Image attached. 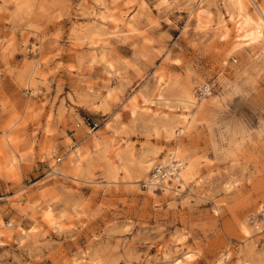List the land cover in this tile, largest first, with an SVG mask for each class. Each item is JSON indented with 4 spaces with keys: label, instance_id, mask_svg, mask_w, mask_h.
Segmentation results:
<instances>
[{
    "label": "rangeland",
    "instance_id": "obj_1",
    "mask_svg": "<svg viewBox=\"0 0 264 264\" xmlns=\"http://www.w3.org/2000/svg\"><path fill=\"white\" fill-rule=\"evenodd\" d=\"M227 5L0 0V264H264L263 35Z\"/></svg>",
    "mask_w": 264,
    "mask_h": 264
},
{
    "label": "bare ground",
    "instance_id": "obj_2",
    "mask_svg": "<svg viewBox=\"0 0 264 264\" xmlns=\"http://www.w3.org/2000/svg\"><path fill=\"white\" fill-rule=\"evenodd\" d=\"M227 1H228V5L227 6H229L230 9H231V11H229V14H230L231 18L233 17V13H237L239 15L238 18H239L240 22L243 23V25H245L246 27L254 28L255 29L254 32H256V34L257 33H261L263 35V37H262L263 39L262 40L260 39L258 41L257 39H255V40H257V43L259 42L258 44H260L261 48L263 49L264 48V3L263 2H259L258 0H227ZM249 4L252 5V7H253L252 10L249 9ZM207 13H209V12L207 11L206 8L199 7L197 9L196 13L194 14L196 19H197L196 21L201 23L203 21L202 18L205 17L204 15L207 14ZM98 18L101 20V23H102V21L103 22L105 21V16H103V15H99ZM220 22L222 23L223 20H221ZM243 25H241V26H243ZM221 26L223 27L224 25H221ZM249 42H251V41H249ZM237 44L238 43H236V45ZM239 44L242 45V42L239 43ZM253 44H254V42H253ZM206 90H207V88H206ZM177 99L182 103V104L180 103L181 105H179V107L182 108L183 110L184 109H188V107H189L188 103L189 104H196L198 106L201 104V102L197 101L195 99V97H193L192 94L190 92H188V91L186 93H184V95H182V97H179ZM143 100L144 101H149V102H152V103L156 102V101H158V102L163 101V104L165 106H169L168 105V100L169 99L167 97L163 96V94H161V93H157L155 98H152V99L146 97L145 95H143ZM134 112H135L134 110H131L132 114H134ZM187 115H188V113H186L184 111L178 113V117L176 119L167 120V121H165L162 124L163 129H166V131L168 132V131L173 130V128L176 126V124H179L177 126L179 131L180 132L184 131L185 129H187V124L189 122V119H188ZM168 134H170V132ZM169 136H171V134ZM175 152H176V150H175ZM51 153H52L51 149L47 150V154L48 155H51ZM74 153L76 155L74 158H71V155H73V153L69 156L70 157V162H72V163L74 162L75 163L77 161L75 164L73 163L74 167H77L79 162H80V157H79L80 153L77 152V151H75ZM168 154H164V156L160 159L159 163H161L160 164L161 167L164 166L163 163L165 161L167 162L168 160H170V158L168 160H166V158L168 157L167 156ZM173 155H174V153H173ZM178 160H180V159H178ZM151 162H152L151 160H149L147 162H142V163H145V164L141 165V167L143 166L144 169H147L151 165ZM167 165H168V167H165V169H166V171L168 173H166L165 171L163 172L161 167L157 166L155 168L154 173L152 174V177H151L152 179L150 181H153L154 185H156L159 182V185H160L161 181L163 180V178H165V177L167 178L168 176L172 175L175 179H177L179 181L180 185L184 186L186 184L187 178H186V171L183 170L184 169L183 168L184 165H182V162L181 163L180 162L176 163L174 160H172ZM57 217H59V216H57ZM59 218H58V220H59ZM49 221L52 224H57V221L54 220V217H53L52 213H49ZM92 264H96V263H92ZM130 264H133V263H130Z\"/></svg>",
    "mask_w": 264,
    "mask_h": 264
}]
</instances>
